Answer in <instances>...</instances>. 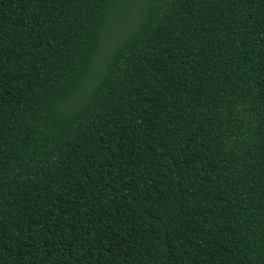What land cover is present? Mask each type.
I'll use <instances>...</instances> for the list:
<instances>
[{"label": "trees", "instance_id": "1", "mask_svg": "<svg viewBox=\"0 0 264 264\" xmlns=\"http://www.w3.org/2000/svg\"><path fill=\"white\" fill-rule=\"evenodd\" d=\"M0 264H264V0H0Z\"/></svg>", "mask_w": 264, "mask_h": 264}, {"label": "rangeland", "instance_id": "2", "mask_svg": "<svg viewBox=\"0 0 264 264\" xmlns=\"http://www.w3.org/2000/svg\"><path fill=\"white\" fill-rule=\"evenodd\" d=\"M136 16H137V12H135L132 17L135 18Z\"/></svg>", "mask_w": 264, "mask_h": 264}]
</instances>
